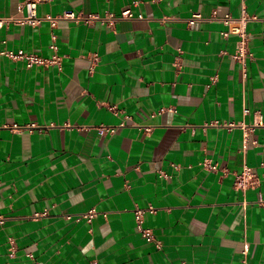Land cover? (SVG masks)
Instances as JSON below:
<instances>
[{"label":"crops","instance_id":"obj_1","mask_svg":"<svg viewBox=\"0 0 264 264\" xmlns=\"http://www.w3.org/2000/svg\"><path fill=\"white\" fill-rule=\"evenodd\" d=\"M26 1L0 0V16L23 15ZM244 8L258 18L246 68L233 59L238 37L222 35V18ZM127 9L135 18L111 28L0 29V52L50 59L54 34L62 57L61 68L29 69L0 55V264H264V0L37 6L39 16ZM246 166L257 184L243 193ZM136 208L161 248L138 232Z\"/></svg>","mask_w":264,"mask_h":264},{"label":"built area","instance_id":"obj_2","mask_svg":"<svg viewBox=\"0 0 264 264\" xmlns=\"http://www.w3.org/2000/svg\"><path fill=\"white\" fill-rule=\"evenodd\" d=\"M246 0H243L245 2ZM39 0H27L24 2L21 13L23 15L19 17H1L0 16V29L14 23L21 26L30 25L33 27L40 26L43 22H47L50 24L51 28H56L61 21H70L74 24H87V25H95L99 24L100 26H105L111 28L115 22L119 19H134L135 15L131 9L124 10L120 16H116L113 13H106L105 15L100 14H84L83 12H76L74 10H65L61 14L57 16H53L51 14H47L45 16H39L37 6ZM217 14L215 13L214 16ZM136 18L142 19V16H137ZM201 19L200 14H194L192 18L189 20V25L195 24L197 20ZM256 16L248 15L245 8L242 11V14L238 18L232 17L230 14L225 15L222 18L224 25L227 27V31L223 32L222 35L227 37L228 35H236L238 37V42L236 46V51L233 54V59L238 62L243 68H246L248 60L251 58V53L249 49V33L247 31L248 23L254 20H257ZM57 36L52 34V44L50 46L54 55L50 59L42 58L36 54L25 52L24 50H19L18 52L13 51H1L0 55L8 57L12 61L21 62L27 68H35V67H45L50 65H55L58 68H61L62 65V57L59 55V48L56 44ZM217 77H213L211 83H215ZM210 87V86H208ZM113 109V108H112ZM163 111V110H162ZM245 114L249 113V110L244 111ZM125 126V123H121L120 127ZM14 130L21 131L23 127L13 126ZM28 127H34L28 126ZM101 135L105 134H114L116 131V127H105L100 126L98 128ZM245 144L247 143V138L244 140ZM203 167L216 172L218 171V166L212 164V162L206 160L203 163ZM163 175V174H162ZM165 176V175H164ZM257 184V176L254 174L253 170L249 167H245L241 174L236 175L235 178V187L246 193L250 188H253ZM246 204V203H245ZM257 204L260 206H264V196L259 195ZM150 213H154V208H149ZM146 210H142L140 208H136L134 211L135 214V222L136 228L141 236L149 243H155L158 248H161V243L156 240V237L153 231L145 226V214ZM97 215L96 210H91L87 214L84 215V218L88 223H91L93 218ZM37 217H40L37 216ZM249 251V246L247 245L244 251L245 256H247ZM12 256L14 253L12 252Z\"/></svg>","mask_w":264,"mask_h":264}]
</instances>
